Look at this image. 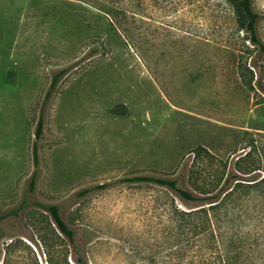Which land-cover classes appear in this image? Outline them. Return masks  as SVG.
Here are the masks:
<instances>
[{"label":"rangeland","instance_id":"obj_1","mask_svg":"<svg viewBox=\"0 0 264 264\" xmlns=\"http://www.w3.org/2000/svg\"><path fill=\"white\" fill-rule=\"evenodd\" d=\"M122 3L134 11L102 0H0V262L19 239L39 264L51 243L67 244L74 264L39 206L55 203L89 264H186L166 211L171 197L190 203L164 185L122 179L176 178L191 189L194 169H215L194 149L225 159L240 152L242 129L264 132V50L237 29L225 0ZM252 5L264 43V0Z\"/></svg>","mask_w":264,"mask_h":264},{"label":"trees","instance_id":"obj_2","mask_svg":"<svg viewBox=\"0 0 264 264\" xmlns=\"http://www.w3.org/2000/svg\"><path fill=\"white\" fill-rule=\"evenodd\" d=\"M102 1L124 11L135 9L134 4L125 5L122 0ZM225 1L232 7L237 29L244 30L250 42L264 50L256 28L260 15L253 9L252 0ZM57 76H53L46 98L54 88ZM42 128L40 113L36 138L41 136ZM240 139V152L233 148L231 156L225 159L201 146L194 149L196 158H209L215 169L206 175L199 168L194 169V178L189 181L191 189L179 185L176 178L134 175L122 179L164 185L190 203L180 207L171 197L166 211V228L173 244L178 245V257H187L186 264H261L264 258V132L242 129ZM33 159L37 163L36 142L33 143ZM33 182L34 174L30 179L31 187ZM39 206L50 213L58 231L72 245L74 264H89L76 243L75 230L62 218L59 206L55 203H39ZM20 242L23 243L11 239L5 244L0 264H39L34 254L26 253L28 245H20ZM66 245L60 241L51 243L50 248H46L45 264H71Z\"/></svg>","mask_w":264,"mask_h":264}]
</instances>
